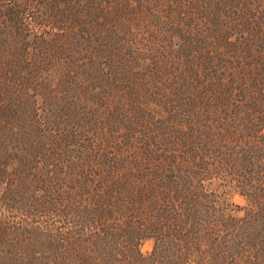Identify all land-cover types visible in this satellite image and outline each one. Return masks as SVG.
I'll use <instances>...</instances> for the list:
<instances>
[{"label": "trees", "instance_id": "16d2710c", "mask_svg": "<svg viewBox=\"0 0 264 264\" xmlns=\"http://www.w3.org/2000/svg\"><path fill=\"white\" fill-rule=\"evenodd\" d=\"M202 1L0 0V11L21 30L46 26L60 41L108 44L103 51L133 67L148 44L170 42V36L182 41L178 55L207 56L202 46L209 42L190 37L183 23L192 21L189 10L202 9L208 24L220 26L209 30L217 47L226 42L221 27L229 9L236 14L237 3L254 0ZM255 52L254 70L244 67L250 62H230L228 134H215L213 165L195 157L191 120L172 134L149 126L153 134L138 136L139 128L132 150H113L94 134L36 132L11 91L0 103V264H189L193 255L207 256L208 238L223 261L230 232L249 228L254 217L249 210L235 220L224 205L228 195L258 205L255 219H264V42ZM203 58L195 62L207 64ZM90 78L99 83L102 76ZM185 97L183 106L195 104L194 96ZM210 178L221 181V190H210ZM148 240L151 249L143 252Z\"/></svg>", "mask_w": 264, "mask_h": 264}, {"label": "rangeland", "instance_id": "374dc122", "mask_svg": "<svg viewBox=\"0 0 264 264\" xmlns=\"http://www.w3.org/2000/svg\"><path fill=\"white\" fill-rule=\"evenodd\" d=\"M208 1L219 3L203 0L202 5ZM237 4L239 9L232 7L237 13L230 8V18L225 28L221 27L229 45L224 42L215 47L217 37L209 30L211 26L216 32L220 26L208 24L202 9L189 10L192 21L183 23L194 33L190 37L209 42L202 46L208 55L199 51L187 58L178 55L176 49L182 41L170 36V42L148 44L143 59L133 67L125 57L103 51L108 44L60 41L57 31L46 26L21 30L0 11V76H10L8 80L0 78V103L12 96L11 91L16 92L23 121H31L36 132L94 134L103 138L104 148L113 150H132V137L139 128L138 136L153 134L149 126L159 135L172 134L177 124L187 129L186 122L191 120L189 133L198 134L195 157L213 165L214 157L209 155L215 134H228L230 112L225 98L230 62L238 58L251 63L245 64L246 70H254L255 49L264 42V0ZM234 15L237 17L232 19ZM199 58L208 63L198 65L195 60ZM97 74L102 78L94 83L90 77ZM184 95L195 98L190 108L183 106ZM208 181L210 190H221L219 179ZM224 205L238 222L253 210L249 228L230 232L220 248L223 261L215 255L218 246H209L208 238L202 245L207 256L193 255L189 264H264V219H255L258 205L237 193L228 195ZM150 249L151 241L141 244L143 252ZM212 258H216L213 263Z\"/></svg>", "mask_w": 264, "mask_h": 264}]
</instances>
